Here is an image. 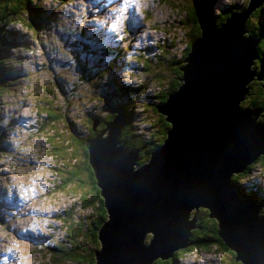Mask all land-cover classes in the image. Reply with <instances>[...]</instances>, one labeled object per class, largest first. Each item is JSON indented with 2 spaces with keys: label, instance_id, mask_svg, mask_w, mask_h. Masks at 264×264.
<instances>
[{
  "label": "water",
  "instance_id": "water-1",
  "mask_svg": "<svg viewBox=\"0 0 264 264\" xmlns=\"http://www.w3.org/2000/svg\"><path fill=\"white\" fill-rule=\"evenodd\" d=\"M257 1L246 0L236 12L237 4L197 0L189 6L185 22L190 31L199 29L198 37L182 58L176 91L153 106L166 126L149 158L137 164V152L121 147L126 120L115 111L104 119L105 128L85 140L104 218L92 264H151L170 257L186 245L198 207L216 218L237 259L264 264V196H245L229 182L232 173L264 155L261 109L239 106L247 93L243 83L257 80V73L246 75L255 46L252 27H244L263 0ZM226 11L224 24L209 27Z\"/></svg>",
  "mask_w": 264,
  "mask_h": 264
},
{
  "label": "rangeland",
  "instance_id": "rangeland-1",
  "mask_svg": "<svg viewBox=\"0 0 264 264\" xmlns=\"http://www.w3.org/2000/svg\"><path fill=\"white\" fill-rule=\"evenodd\" d=\"M194 1L197 0H134L138 8L137 16L141 18L146 15L145 23L159 28L168 20L186 17L184 9L187 10ZM131 9L130 4H123L115 15L116 18L120 21L125 17L129 18ZM37 13L39 15L33 14V7H30L29 15L37 23L35 27L42 28L46 25V30L43 34L44 29L40 31L37 39H33L30 32L19 23L6 22L0 31V36L3 34L8 39L7 43L0 44V58L3 62L0 67V249L3 252L0 254L7 257V253H11L13 258L10 256V261L12 260L10 264H49V255L39 250L40 245L52 246L54 239L62 240L64 243L65 233L70 234L68 232L70 227L71 230L83 228L87 232L91 228L89 223L91 210L84 209L82 214L76 212L81 209V206L79 197L73 194V188L64 190L56 186V191L52 190L55 179L53 171L59 173L61 165L46 156L45 149L48 145L45 136L35 131L36 123L34 122L36 118H39L37 111L41 114L45 110L42 102L54 106L55 109L58 106L55 97L49 91L50 88H54L55 92V87L58 86L54 77L45 68L53 66V70L58 69L55 64H52L50 53L54 50L58 52V45L60 43L64 45V39L67 41L66 46L78 40L87 41L95 50L100 46L111 47L119 39V37L109 39L110 30L107 25L110 24V20L97 19L94 9H91L90 0H67L63 3L46 0L43 2V7L39 6ZM42 13L44 16L40 17ZM103 16L109 15L99 14V17ZM51 18L52 23L40 21ZM77 30H81V34L62 37L64 33ZM161 30H157V33L168 38L169 35L162 33ZM176 36L180 39L178 32H172L171 38L165 40V43L169 46L173 43L172 38ZM129 39L130 36L127 35L126 46L129 45ZM182 47L183 45L177 49L173 48V53H179ZM133 50L129 47L122 51L118 59L117 55L107 56L110 52L104 54L106 56L100 68V72H103L100 87L98 85L91 88L87 84V88H82L75 97L69 96L70 100L60 95L59 103L64 104L65 101L68 103L65 108L68 113L63 112V114L74 126L82 129L83 133L87 126H92L93 123L96 126L99 125L100 130L105 128L108 120L103 121L99 115L111 114L116 109V102L121 103L123 98L126 99L124 96L130 90L123 91L117 99L110 94L116 85L109 86L106 81L124 84L129 73L136 74L138 70H141L140 67L136 69L133 61L129 67L123 65L122 60L127 59ZM76 51L79 53L85 49L80 46L72 47L69 49V56L73 58ZM85 53L80 56V59L83 60L86 55L89 65H94L91 73L98 76L99 53L88 54V51ZM150 53L153 55V52ZM78 71L73 64L61 70L64 72V77L59 82L62 87L68 86L75 79ZM57 74L59 77L61 73ZM87 74L90 75V72ZM93 81L94 77L90 84H93ZM249 82L243 83V92L248 88ZM90 93L96 95L95 100ZM99 95L103 96V102ZM88 105L90 110L86 111ZM150 110L151 113L146 116L150 122L143 124L138 115L133 118L134 127L140 123V129L151 130L150 123L155 115L152 113L153 107ZM82 122L85 127H82ZM143 130L141 132H144ZM258 169L260 167L254 168L253 173H257ZM258 187H261L264 193V179L246 180L243 188L249 191ZM190 219L193 223L198 220L193 216H190ZM80 220H83L84 224L78 225ZM181 242L178 245H181ZM42 248L45 249L44 246ZM212 248L192 251L176 264H210L214 261L217 262L212 264H218L219 257L213 254L216 253L220 257L221 254ZM4 260L5 258L0 256V264L4 263Z\"/></svg>",
  "mask_w": 264,
  "mask_h": 264
},
{
  "label": "trees",
  "instance_id": "trees-1",
  "mask_svg": "<svg viewBox=\"0 0 264 264\" xmlns=\"http://www.w3.org/2000/svg\"><path fill=\"white\" fill-rule=\"evenodd\" d=\"M42 1L43 0H0V26L4 25L6 21H8L7 23L10 24L21 23L25 28L31 29L35 35L33 36V38L37 39L36 37H38L39 32L44 29L42 32L43 34L46 30V25H44V27L42 28H36L35 26H37V23L29 15V10L30 7H33V14L39 15L37 13V10L39 6H41ZM53 1L63 3L66 0ZM200 1L212 5H226L221 1L229 2L228 0ZM238 1L242 2V4L238 5ZM245 1L246 0H232V3H229L237 4V8H244ZM234 9L235 8H232V12H234ZM187 11L189 12V8L187 9ZM263 13L264 1L261 2V5L259 7L253 10V12L245 21L246 27H252V34L255 35L256 38L262 36L258 46L256 47V56H259L260 53L264 52V31L258 26H255L256 19ZM42 16H44L43 13L40 14V17ZM186 17L176 20H168L166 23L161 24V32L164 34L167 33L169 35L168 38H171L172 32H178L180 34V39H178L177 36L175 38H172L173 44H169V46L167 47H165V40L159 41L160 43L158 42L157 45L159 48V52H155L152 48L148 51L149 55L143 51H138L136 53V59L139 63H141V70H138L136 75L132 74V76L138 83L139 87L121 85L113 91V95H115L118 99L123 91L125 92L127 90H130L124 96L128 99L129 102L124 107L127 113V117L123 131L118 138V142L121 141V147L123 149H127V152H137L136 156L138 158V163L149 158L150 146L163 141L166 122L159 111H154L152 113L155 115V118L150 123L151 130L144 131L143 129L139 128L140 123L136 127H134L133 113L130 112L129 109L132 107H137L138 102L142 100L143 97L151 106L164 104L165 95L174 93L176 91V78H180L182 76L181 58L188 57L190 41L198 37L199 31V29H195L192 31L189 30L185 21H190V14ZM224 18H227V11L211 21L209 23V26L221 25L224 22ZM40 21L52 23L53 19H41ZM1 43H3V41H1L0 44ZM162 43H164V46L162 45ZM78 45L91 48V45L89 43L84 41H77L75 43L69 44L67 46V51L69 52V49ZM181 45H183V47L179 51V53H173V48L177 49ZM150 52H153V55H151ZM170 52L173 56L170 55ZM2 63V59L0 58V67H2ZM52 64H55L57 67H59V64L57 62H52ZM262 66L264 67L263 62ZM251 68L256 71L260 70L261 72H264L260 69V66L256 62L252 63ZM45 69L49 71V73H51V75L55 79V83L58 86L55 87V92L54 88L49 89L55 99H60V95L62 94L63 97L70 100L69 96H76V94L89 83L90 76L87 73H83L78 76L77 81H74L71 88L64 84V87L60 88L61 83L58 82V80L60 79L57 74L58 70L55 68L53 70L52 66H49ZM60 69L62 71L65 70V68L61 65ZM60 73L64 74V72L61 71ZM91 74L94 77V81L93 84H88V86L94 88L99 85L100 87V78L103 77V73L99 71L98 76L94 73ZM140 89L142 90V92L139 91ZM145 90L148 91L144 92ZM246 90L247 93L240 101V108L248 105L257 106V109H261L260 115L262 117L260 118L259 115V118L260 120L264 121V82L250 81ZM59 91L61 92V94ZM90 95L94 100L96 95L91 93ZM67 104L68 103L65 101L64 104H58L55 109L54 106L42 102L45 110H43L44 112L41 113L43 115H41L37 111L39 118L35 121V131L38 134L45 136V140L48 145L45 149L47 155L53 160H56L58 162V165H61L59 173H57V171L53 172L55 179L53 180L52 190L56 191V186L64 190L65 188H73V194L79 197L81 206V209L77 210L76 212L82 214L84 213V209L91 210V220L89 221V223L91 224V228L87 232L84 231L83 228H78V230H71L70 227V230L68 232H70L71 235L65 233L66 236H64V243L62 242V240L56 241V239H54V244L52 246L40 245L39 250H43L46 255H49V264H92V254L97 253V251L99 250L97 230L99 229V223H104V218L85 140L92 138L93 132H99L100 129L98 127L97 131L93 129L92 126H87V129H85V133H83L82 129L74 126L73 123H71L70 120L67 119L63 114V112L68 113V111L65 110ZM124 104L125 101H123L120 106L114 110L115 116L118 112V109ZM141 107L142 113L140 115V121L143 124H147L150 121H148L149 118H147L146 116L147 114L151 113V107L145 104H143ZM109 115L110 114H105L104 116L99 115V118L104 120ZM83 126L84 123L82 122V127ZM141 130H143L144 132H141ZM256 167H260V169L258 170L260 171V173H263L264 155L247 164L241 171L232 173L229 177L230 184L245 196H264L260 193L263 190L261 187H258L260 189L250 190L252 193H246L243 188L244 182L246 180H250L251 178H262L260 174L253 173L254 168ZM198 208V220L195 222V225H193L194 227L192 226L189 230L188 236L185 240L186 245L176 248L170 257H158L151 264H175L178 261L183 260V257H185L187 254H190L192 251L196 252L198 251V249H208L211 247H213L212 249L215 252L221 254V257L216 253L213 254L215 257H219L218 261L220 263L218 262V264H243L242 261L236 258L235 251L227 245L225 240L219 234V224L216 218L213 215H210L209 209L205 207ZM82 224H84L83 220H80L78 225ZM143 242L147 243V234L144 235ZM42 246H44L45 249H43ZM44 258L47 260L46 256H44ZM214 262L216 263L217 261ZM214 262H210V264Z\"/></svg>",
  "mask_w": 264,
  "mask_h": 264
},
{
  "label": "clouds",
  "instance_id": "clouds-1",
  "mask_svg": "<svg viewBox=\"0 0 264 264\" xmlns=\"http://www.w3.org/2000/svg\"><path fill=\"white\" fill-rule=\"evenodd\" d=\"M46 1V0H43L41 2V6L43 7V2ZM52 2H55L53 0H51ZM260 0H258L257 2H255L254 4L258 3ZM264 1V0H263ZM262 1V2H263ZM67 2V0L65 1ZM223 4H226V5H229L232 3V0H229V2H226V1H221ZM239 2V1H238ZM58 3H61V2H58ZM125 3H128L132 6V9L130 10V13H131V16L129 18L125 17L123 18L121 21L118 20L116 18V14L118 13V11L121 9L122 5L125 4ZM195 3V1H194ZM90 4H91V9H94V13H95V17L97 19H105V20H110V24L107 25V28L110 30V33H109V39H115L117 37H119V39L117 40V43L115 45H111V47H104L102 48L101 46L95 50V49H92V48H88V47H84L85 51L83 52H77L75 53V56L72 58L69 56V52L67 51V46L65 45V43L67 42L66 39L63 40L64 42V45L60 43V45H58V52H56V50H54L52 53H50V60H52L53 63H58L59 64V67H58V72L61 71L60 69V65L63 66L65 69L67 68V66H73L75 65L76 66V69L79 70L78 73H77V76L75 77L74 80H72L70 83H69V87L71 88L74 81H77L78 79V76L83 74V73H87V72H90V79H89V83L92 82L93 80V75L91 74V70L94 68V65L92 64L91 66L89 65V61L86 60L85 56L87 55L85 52L88 51V54H97L99 53V71H100V68H101V63L103 62V59H104V54H108L110 52L109 55L107 56H110V55H113V56H116L117 55V59L120 57L122 51L124 50H127L129 47L133 48L134 50L130 53V55L128 56L127 59L125 60H122L123 62V65L124 66H131V62H135L136 64V69L139 68L141 66V63H139L136 59V53L138 51H143L145 53L148 54V51L150 49H154L155 52H159V48H158V42L159 41H162V40H167V37H165L164 35H160L157 33V30L161 29L159 28L158 26H155V27H151L152 25L150 23H145V18H146V15H144L143 17H138V8L137 6H135V2L134 0H90ZM242 2H239L238 5H241ZM261 5V4H260ZM259 5V6H260ZM258 6V7H259ZM257 8V7H256ZM255 8V9H256ZM245 9L244 8H235L234 9V12L236 11H241ZM254 9V10H255ZM184 12L186 13V16L188 15L189 16V12L184 9ZM253 12V11H252ZM251 12V13H252ZM250 13V14H251ZM99 14L100 15H109V16H103V17H99ZM249 14V16H250ZM247 15V14H246ZM248 16V17H249ZM261 17V22L259 24V28H261L263 31H264V13L260 16ZM187 18V17H186ZM8 22V21H6ZM246 23V22H245ZM244 23V27H246ZM18 24V23H17ZM20 25H22L21 23H19ZM224 24V22L222 23ZM3 26V25H2ZM243 26V25H242ZM255 26H258L257 25V22L255 23ZM22 27H24L22 25ZM211 27V26H209ZM25 28V27H24ZM2 29V28H1ZM27 31L30 32L31 36H35L33 31L31 29H28V28H25ZM1 31V30H0ZM76 34H81V30H77V31H73V32H68V33H64L62 37H67V36H75ZM127 35L130 36V39H129V45L126 46L125 44V41H127ZM243 37H244V34H243ZM38 38H39V35H38ZM0 39L7 43L8 42V39L2 34L0 36ZM34 39V38H33ZM258 40L259 38H256L255 35H251V43L254 44L255 46V52H256V47L258 46ZM79 41V40H78ZM74 42H77V41H74ZM84 42H87V41H84ZM186 42V41H185ZM88 43V42H87ZM160 43V42H159ZM165 47L168 46V43H165ZM173 44V43H172ZM162 45L164 46V43H162ZM161 45V46H162ZM80 47H82L81 45H78ZM153 51V52H154ZM154 52V53H155ZM62 53L66 54L67 58H68V61L69 63L65 64L62 62L63 60V56H62ZM86 54L84 55V58L83 60L80 59V56L82 54ZM78 55V57H76V55ZM170 55H172V53L170 52ZM173 56V55H172ZM254 56L255 58L250 61L249 63V66H248V70H247V75H251V74H256L257 73V79L258 81H262L263 80V72H261L260 70H253L251 68V65L252 63L256 62L258 65H259V62H258V56L255 55L254 53ZM73 60L75 61V63H73ZM182 60V59H181ZM260 66V69L262 70V66ZM53 67V66H52ZM103 68V67H102ZM103 73V72H102ZM136 75V74H134ZM59 77L60 79L58 80V82H61V78L64 77L63 74H59ZM102 78V77H101ZM142 83V82H141ZM106 84H108L109 86H115L113 87L112 91L110 94L113 95V91L118 87V86H121V85H128V86H132V87H139L138 83L136 82V80L133 78L132 76V73H129L128 74V77L126 79V81L123 83H117V82H114V83H109V81H106ZM60 88H63L62 85L60 84ZM84 89H86V86L83 87ZM149 88V87H148ZM139 91L142 92V90L140 89ZM148 90H145L144 92H146ZM60 92V91H59ZM61 94V92H60ZM62 95V94H61ZM75 96V95H74ZM100 99H101V102H103V96H100ZM113 97L117 98L115 95H113ZM59 99V98H58ZM58 99H56L57 101V104H60ZM100 99H99V102H100ZM119 99V98H118ZM149 99V98H148ZM95 100V99H94ZM155 100V99H154ZM84 101V100H83ZM125 101V104L122 105L119 109H118V112L116 114V116L120 113L122 118H124L126 120V117H127V113H126V110H125V106L128 104V99H122V102ZM121 102V103H122ZM127 102V103H126ZM148 102V101H147ZM145 98L143 97L142 100H140L138 102V106L137 107H132L130 108V112L133 113V118L134 117H137L138 115H141L142 113V105L145 104V105H148L150 107H153L151 106L149 103H147ZM121 103H118L116 104V108L120 106ZM133 103V102H132ZM158 105V104H157ZM156 105V106H157ZM86 111L87 110H90V108L88 109H85ZM115 116V117H116ZM37 120V118L35 119V121ZM260 120V119H259ZM36 123V122H34ZM135 125V123H134ZM33 126V125H32ZM98 126L97 125L95 127V130L98 129ZM125 126V123L123 125V128ZM35 128H36V125H35ZM123 128H122V131H123ZM121 131V132H122ZM45 154L48 158H50L46 151H45ZM137 161V164H138V158L136 159ZM135 166V164L133 165ZM54 172V171H53ZM54 174V173H53ZM256 189H259V188H256ZM244 191L246 193H252L250 190L247 191L245 188H244ZM262 195H264L263 192H260ZM264 211V208H262L260 210V214L261 212ZM53 217V215H52ZM176 264V263H175Z\"/></svg>",
  "mask_w": 264,
  "mask_h": 264
},
{
  "label": "flooded vegetation",
  "instance_id": "flooded-vegetation-1",
  "mask_svg": "<svg viewBox=\"0 0 264 264\" xmlns=\"http://www.w3.org/2000/svg\"><path fill=\"white\" fill-rule=\"evenodd\" d=\"M256 22H257V25H258V27H259V24H260V22H261V17H258V18L256 19ZM261 37H262V36L259 37L258 44H259V42H260V40H261ZM62 56H63V60H62V62L65 63V64L69 63L66 54L62 53ZM258 62H259V65H261V66H262V62L264 63V52L259 54V56H258ZM262 71H264V67H263V66H262ZM263 74H264V72H263ZM253 82H259V81H258V79H257V80H254ZM262 82H264V75H263V80H262ZM261 117H262V116L260 115V118H261ZM260 118L258 117V119H260ZM262 119H263V118H262ZM98 127H99V126H98Z\"/></svg>",
  "mask_w": 264,
  "mask_h": 264
},
{
  "label": "bare ground",
  "instance_id": "bare-ground-1",
  "mask_svg": "<svg viewBox=\"0 0 264 264\" xmlns=\"http://www.w3.org/2000/svg\"><path fill=\"white\" fill-rule=\"evenodd\" d=\"M93 14V13H92ZM6 25V24H5ZM2 40L0 39V42H1ZM98 131V130H97ZM0 252L2 253L3 251L0 249ZM0 256H2V257H4L5 258V260H4V263L5 264H10V262L12 261H10V256H11V258H13L12 257V254L11 253H7V257H5L3 254H0ZM4 263H2V264H4ZM16 263V262H15Z\"/></svg>",
  "mask_w": 264,
  "mask_h": 264
},
{
  "label": "built area",
  "instance_id": "built-area-1",
  "mask_svg": "<svg viewBox=\"0 0 264 264\" xmlns=\"http://www.w3.org/2000/svg\"><path fill=\"white\" fill-rule=\"evenodd\" d=\"M258 174H260V176L262 177V178H260V179H264V169H263V173H260V171L258 170V172H257Z\"/></svg>",
  "mask_w": 264,
  "mask_h": 264
}]
</instances>
